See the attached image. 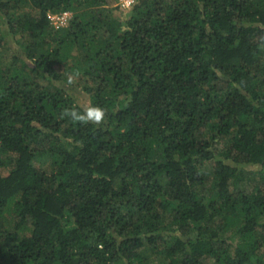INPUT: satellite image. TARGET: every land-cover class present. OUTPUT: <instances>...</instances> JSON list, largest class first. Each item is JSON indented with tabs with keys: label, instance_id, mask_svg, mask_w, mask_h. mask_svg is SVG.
<instances>
[{
	"label": "trees",
	"instance_id": "trees-1",
	"mask_svg": "<svg viewBox=\"0 0 264 264\" xmlns=\"http://www.w3.org/2000/svg\"><path fill=\"white\" fill-rule=\"evenodd\" d=\"M111 1L0 0V264H264V0Z\"/></svg>",
	"mask_w": 264,
	"mask_h": 264
},
{
	"label": "rangeland",
	"instance_id": "rangeland-1",
	"mask_svg": "<svg viewBox=\"0 0 264 264\" xmlns=\"http://www.w3.org/2000/svg\"><path fill=\"white\" fill-rule=\"evenodd\" d=\"M111 6L108 7H104L107 9V12H110V10H113L114 15H119L121 14V17L124 15L126 16L128 14V10H119L116 9V4L114 1H111L110 3ZM71 19V14H68L67 16V21H70ZM52 25L55 26L56 28H63V27H59L53 24L52 21ZM104 41V40H102ZM107 41V40H105ZM54 48V46L51 47V49ZM0 56H1V67L6 68L8 64H10L9 61V56L10 53L9 51L6 52H1L0 51ZM82 57L78 56V60H81ZM71 65V60L68 61V64H62L59 66L54 67V72L56 74H59L61 77V83L59 85H61V87L66 90L68 93L72 94L76 99L77 102L83 106L84 108L88 107L90 104V99L87 96V94L84 92V88L86 86H88V82L86 80L85 77L83 76H76L73 75L72 73H70V71H68V68ZM123 98V97H122ZM213 166V164H208L207 169H211ZM245 171L243 172V176H244V186L248 189L252 188L255 184H257L258 182H260V175L258 173L252 175L251 172L256 171V167L252 168L250 166H247L245 169ZM234 241H236V238L233 239ZM146 255L147 258H149L153 264H162L163 263V256L161 255H157L156 253L153 252V250H148L147 252L144 253Z\"/></svg>",
	"mask_w": 264,
	"mask_h": 264
},
{
	"label": "clouds",
	"instance_id": "clouds-1",
	"mask_svg": "<svg viewBox=\"0 0 264 264\" xmlns=\"http://www.w3.org/2000/svg\"><path fill=\"white\" fill-rule=\"evenodd\" d=\"M63 115L71 116L74 121L82 124L93 123L101 124L105 118V110L100 106H88L82 113L73 110H65Z\"/></svg>",
	"mask_w": 264,
	"mask_h": 264
},
{
	"label": "built area",
	"instance_id": "built-area-1",
	"mask_svg": "<svg viewBox=\"0 0 264 264\" xmlns=\"http://www.w3.org/2000/svg\"><path fill=\"white\" fill-rule=\"evenodd\" d=\"M135 0H115L116 6L120 7L123 10H128L131 8L132 4L134 3ZM69 13H62L59 15H51L49 16L51 22L53 21V24L59 27L66 26L68 21H67V16Z\"/></svg>",
	"mask_w": 264,
	"mask_h": 264
}]
</instances>
